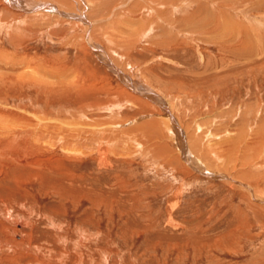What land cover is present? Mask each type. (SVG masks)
<instances>
[{
	"label": "rangeland",
	"instance_id": "obj_1",
	"mask_svg": "<svg viewBox=\"0 0 264 264\" xmlns=\"http://www.w3.org/2000/svg\"><path fill=\"white\" fill-rule=\"evenodd\" d=\"M27 1L0 0V264H264V0Z\"/></svg>",
	"mask_w": 264,
	"mask_h": 264
},
{
	"label": "bare ground",
	"instance_id": "obj_2",
	"mask_svg": "<svg viewBox=\"0 0 264 264\" xmlns=\"http://www.w3.org/2000/svg\"><path fill=\"white\" fill-rule=\"evenodd\" d=\"M10 1H13V2H15V0H10ZM27 2H30V0H28ZM17 4V3H16ZM18 5V4H17ZM34 9H36V8H34ZM139 74H137L136 75V79H133L132 81H134V82H132V85H128V87L130 88V89H132V90H137V89H139V87H136V85L137 86H140L141 88H145L146 90L148 89V87H146V84H145V81L141 78V77H139L138 76ZM140 91V90H139ZM161 100V99H160ZM117 108V107H116ZM166 118H165V120H164V122H165V127L167 128L166 130H167V132L170 134V136L172 137V139L174 140V142H176L177 143V141H181V140H177L179 137H178V135H177V131H176V129H174L173 127L171 128V127H169L168 126V124L170 123V121H171V123L170 124H173L174 126H176L175 125V123H174V121H173V119H172V117L170 116V115H166L165 116ZM144 118V117H143ZM139 119V118H138ZM27 120V119H26ZM122 122V121H121ZM128 123V122H127ZM147 123V122H146ZM149 123V122H148ZM63 124V123H62ZM152 124V123H151ZM172 125V126H173ZM179 125V124H178ZM30 126V125H29ZM29 126H27V127H29ZM32 126V125H31ZM126 126V125H125ZM30 128V127H29ZM32 128V127H31ZM71 128V127H70ZM70 128H68L67 130L69 131V130H71ZM179 128V127H178ZM24 129V128H23ZM35 129V128H34ZM50 129V128H49ZM122 129V128H121ZM28 130V129H27ZM27 130H25L26 132H27ZM178 130V129H177ZM8 131V130H7ZM147 131H149V130H147ZM3 132V131H2ZM37 132V131H36ZM38 132H40V131H38ZM43 131H41V133H42ZM173 132V133H172ZM178 132H179V130H178ZM180 132H181V130H180ZM7 133V132H6ZM182 133H184L183 131L181 132V134ZM5 134V133H4ZM6 135V134H5ZM27 135H29V134H27ZM58 135H60V134H58ZM150 135V134H149ZM78 136V135H77ZM29 136H27L26 137V139L28 138ZM62 137V136H61ZM64 137V136H63ZM178 137V138H177ZM60 139V138H59ZM180 139V138H179ZM36 140V139H35ZM34 140V141H35ZM183 141V140H182ZM26 142H28V140L26 141ZM59 142H61V140L59 141ZM29 143V142H28ZM35 143V142H34ZM180 143H182V142H180ZM137 144V143H136ZM139 144V143H138ZM225 144V143H224ZM38 145V144H37ZM183 145V144H182ZM33 146H36V143L35 144H33ZM39 146V145H38ZM180 146H181V144H180ZM179 146V151H181L182 152V154L183 153H185V147L184 146H182V147H180ZM224 146V145H223ZM192 147V146H191ZM225 147V146H224ZM226 149V148H225ZM63 150L64 151H68V153L69 152H72V151H75V149L73 150H70V149H66V147H64L63 148ZM188 152V151H187ZM191 152H192V150H191ZM189 154V153H188ZM193 155V154H192ZM182 156V155H181ZM194 156V155H193ZM184 157V156H183ZM186 157H188V156H186ZM190 158H192V157H190ZM189 160V159H188ZM186 161H187V159H186ZM185 161V162H186ZM200 161V160H199ZM189 163V162H188ZM194 163V162H193ZM193 163H192V165H193ZM196 163V162H195ZM190 164V163H189ZM193 167V166H192ZM195 167V166H194Z\"/></svg>",
	"mask_w": 264,
	"mask_h": 264
}]
</instances>
